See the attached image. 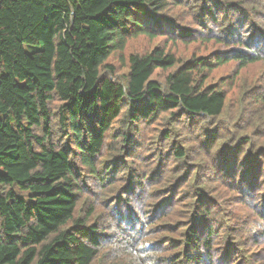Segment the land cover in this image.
Wrapping results in <instances>:
<instances>
[{
	"label": "trees",
	"instance_id": "trees-1",
	"mask_svg": "<svg viewBox=\"0 0 264 264\" xmlns=\"http://www.w3.org/2000/svg\"><path fill=\"white\" fill-rule=\"evenodd\" d=\"M0 264H264V0H0Z\"/></svg>",
	"mask_w": 264,
	"mask_h": 264
},
{
	"label": "rangeland",
	"instance_id": "rangeland-1",
	"mask_svg": "<svg viewBox=\"0 0 264 264\" xmlns=\"http://www.w3.org/2000/svg\"><path fill=\"white\" fill-rule=\"evenodd\" d=\"M38 48H40V47H35V46H31V45H27L26 46V49H27L28 52H33V51H35Z\"/></svg>",
	"mask_w": 264,
	"mask_h": 264
}]
</instances>
